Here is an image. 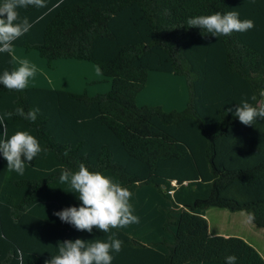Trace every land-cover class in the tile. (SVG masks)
<instances>
[{
    "label": "trees",
    "instance_id": "16d2710c",
    "mask_svg": "<svg viewBox=\"0 0 264 264\" xmlns=\"http://www.w3.org/2000/svg\"><path fill=\"white\" fill-rule=\"evenodd\" d=\"M3 0H0L2 3ZM18 9L31 30L14 42L36 51L47 66L57 60L94 64L110 80L105 94L62 89L8 90L0 85V116L8 136L27 131L42 148L23 175L0 155V264H45L65 240L122 241L112 264H264L237 237L209 236L210 208L253 213L264 231V119L241 124L235 108H256L264 92V0H45ZM239 13L254 28L213 37L190 28L197 16ZM13 71L0 53V75ZM149 72L181 76L188 101L181 111L137 106ZM255 97V99H252ZM39 109L33 122L16 114ZM232 111H228V109ZM89 171L131 193L154 188L169 206L158 243L143 245L118 229L89 234L54 212L79 207L77 194L59 180L61 170ZM55 169V171H52ZM160 246L162 253L154 247Z\"/></svg>",
    "mask_w": 264,
    "mask_h": 264
},
{
    "label": "clouds",
    "instance_id": "9594fccd",
    "mask_svg": "<svg viewBox=\"0 0 264 264\" xmlns=\"http://www.w3.org/2000/svg\"><path fill=\"white\" fill-rule=\"evenodd\" d=\"M29 6L45 7V0H3L0 3V53L12 54L14 42L31 30L30 21L26 17L21 18L18 11ZM187 24L190 28L205 30L213 37H226L234 32L244 33L255 26L250 19L241 20L236 11L193 17L188 19ZM35 71L34 66L21 61L17 69L11 72L6 70L0 75V85L8 90L22 91ZM38 112V108L27 114L21 108L16 109L17 115L33 122L37 119ZM234 114L241 124L252 126L257 119H264V106L256 108L247 101H242L235 108ZM11 115L5 113L0 116V155L6 160L9 171L23 175L29 162L42 152V148L39 141L27 131H17L8 136L5 118H10ZM59 180L68 185L69 192L77 194L81 206L68 207L53 215L76 230L91 234L95 228L108 234L110 229L138 222L129 204L131 192L111 178L99 172H91L84 164H80L75 172L62 169ZM246 216V223H253L254 214L247 213ZM57 249L58 254L45 261V264H112L114 257L111 253L118 254L121 251L122 241L114 238V235H108L107 241L65 240L58 243ZM236 259L235 256L227 257V264H235Z\"/></svg>",
    "mask_w": 264,
    "mask_h": 264
},
{
    "label": "rangeland",
    "instance_id": "374dc122",
    "mask_svg": "<svg viewBox=\"0 0 264 264\" xmlns=\"http://www.w3.org/2000/svg\"><path fill=\"white\" fill-rule=\"evenodd\" d=\"M14 49L24 54H36V59H40L44 63V71L49 74V77L52 78L54 75H58L60 81L68 79L67 82H72L69 87L70 91H78L79 94L86 92L89 96H95L97 94H105L110 90V80L100 76L92 63L84 62L85 65L89 66L88 68H84V66L64 68L66 62H62L52 70L47 68L46 61L40 58L36 51L26 52L18 47ZM15 60L17 63L19 60L18 54H15ZM27 62L37 70L31 78L32 82H36L34 84L41 86L43 80L38 74L43 72L40 71V65L30 57ZM75 62L78 63L79 61L75 60ZM53 67L51 66V68ZM170 79L182 80L183 78L159 72H149L146 86L136 97L137 106H162L164 110L170 108V103H174L177 98L174 90L170 88L172 84ZM55 86H58L57 83H55ZM129 204L133 215L138 218V222L120 229L142 241L159 239L162 234L161 224L165 217V210L169 206L168 202L154 188L145 187L137 189L131 194ZM203 216L206 219V223L209 224L210 233L219 234L222 237L239 236L249 241L253 245L248 244L255 249L259 258L264 262V231L246 223L247 216L243 212L232 213L224 209L210 208Z\"/></svg>",
    "mask_w": 264,
    "mask_h": 264
},
{
    "label": "crops",
    "instance_id": "0c3cea01",
    "mask_svg": "<svg viewBox=\"0 0 264 264\" xmlns=\"http://www.w3.org/2000/svg\"><path fill=\"white\" fill-rule=\"evenodd\" d=\"M14 48H16V47H14ZM15 54H18V56H19V60H18V62L16 63V60H15ZM30 54H32V53H22L21 51H19V50H13V53H12V58H13V66H14V70L15 69H17L19 66H20V62L21 61H27L28 60V58L30 57V58H33L34 60H35V62L36 63H38L39 65H40V71H42L43 73H41V72H39V76L42 78V84H41V86H38V85H36V84H34V83H36V82H32V80H31V78L32 77H30L29 78V81H28V84L26 85V87L25 88H45V89H62V90H65V91H68V92H72V93H77V94H79V92L78 91H74V90H72V91H70L69 90V87H70V85L72 84V82H67L68 81V79L65 81V80H63V81H60V79H59V77H58V75H54L52 78L51 77H49V74L47 73V72H45L44 71V69H45V65H44V63L42 62V61H40V59H36L37 57H35V56H37L36 54L35 55H30ZM38 54V53H37ZM40 57V56H39ZM41 58V57H40ZM43 59V58H42ZM44 60V59H43ZM77 61V60H76ZM62 62H66L65 64H64V68H67V67H77V66H84V68H88L89 66L88 65H85V63L84 62H86V61H77L78 63H76L75 62V60H64V61H60V60H57V61H55V62H53L52 63V66H54L53 68H49L48 66H47V68L48 69H55V66L56 65H58L59 63H62ZM90 63V62H89ZM16 64H18V65H16ZM30 65V64H29ZM94 65V64H93ZM96 67V66H95ZM97 69V68H96ZM37 71V70H36ZM51 71V70H50ZM98 72V71H97ZM99 74V73H98ZM163 74H165V73H163ZM100 75V74H99ZM168 75V74H167ZM170 75H173V74H170ZM37 76V75H36ZM173 76H176V75H173ZM181 77V76H180ZM183 78V77H182ZM171 80V82H172V84L170 85V88H172L173 90H174V92H175V94H176V99L174 100L175 102L174 103H170V108H168V109H166L165 111H171V110H176V111H181V110H183L185 107H186V105H187V101H188V89H187V85H186V81H185V79L183 78L182 80L181 79H170ZM55 83H57V85L58 86H55ZM88 84V83H87ZM74 87H76L75 85H73ZM86 91V90H85ZM258 106L259 107H262V106H264V92L262 93V98H261V100L258 102ZM139 107H141V106H139ZM162 107V106H161ZM143 188H145V187H143ZM140 189V188H139ZM137 190V189H136ZM135 190V191H136ZM134 193V192H133ZM132 194V193H131ZM207 211V210H206ZM206 211H195L194 212V214H196V215H198V216H200V217H202V218H204V216H203V214L206 212ZM165 218V217H164ZM205 219V218H204ZM206 220V219H205ZM164 221V220H163ZM163 221H162V223H163ZM207 227H208V234H209V236H219V234H212V233H210L209 232V224L207 223ZM118 230H120V231H122V232H124V233H126L124 230H121L120 228H117ZM161 230H162V224H161ZM127 235H129L128 233H126ZM130 237H132V238H134L135 240H137L138 242H140L141 244H143V245H153L154 243H158L160 240H161V238L163 237V236H166L167 238H168V240H170V241H172L171 240V237L169 236V235H167L166 233H164L163 232V230H162V234H161V236H160V238L159 239H157V240H152V241H142V240H140V239H138V238H135V237H133V236H131V235H129ZM223 237H231V236H223ZM233 237H235V236H233ZM238 238H241V237H239V236H237ZM241 239H243V238H241ZM244 240V239H243ZM244 241H246V240H244ZM247 243H249L250 245H253L252 243H250L249 241H246ZM154 247V246H153ZM155 249H157L158 251H160V252H162V253H165V250L162 248V247H160V246H156V247H154Z\"/></svg>",
    "mask_w": 264,
    "mask_h": 264
}]
</instances>
